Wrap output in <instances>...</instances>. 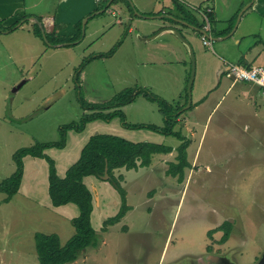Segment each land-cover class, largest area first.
<instances>
[{
    "label": "rangeland",
    "instance_id": "1",
    "mask_svg": "<svg viewBox=\"0 0 264 264\" xmlns=\"http://www.w3.org/2000/svg\"><path fill=\"white\" fill-rule=\"evenodd\" d=\"M23 3L24 13L18 18L22 21L17 25L24 22L23 28L16 27L9 35H3L5 32L0 35V182L16 172L14 155L18 150L59 141L61 126L78 123L89 113L82 107V99L88 105L104 104L132 88L144 90L175 108L183 106L193 70L191 52L195 57L193 106L187 110L183 107L174 128L190 142L189 166L184 169L183 179L168 172L172 165L179 164L183 142L150 134L154 140L158 138L172 147V152L154 155L147 168L115 171L118 180L123 177L120 182L132 211L119 225L98 234L97 248L87 249L78 261L70 264H261L264 259L262 90L247 82L232 85L231 80L222 76L208 102L196 107L198 98L208 88L209 76L211 82L215 81L214 71L209 69L213 59H208V68H202L197 46L229 64H241L244 56L256 54V63L264 65V35H260L257 20L248 33L238 30L227 34L230 24L215 23L213 37H228L213 41L206 48L200 34H193V30L169 19L133 23L114 13V6L103 13L101 4L92 6L84 18L75 21L82 7L65 8L59 0ZM200 7L206 9L207 5ZM181 9L188 10L177 3L170 14L173 20L176 18L172 16H179ZM192 10L188 13L195 18L201 13L197 8ZM41 17L57 22L58 47L48 46L45 38L33 33L34 24H43ZM163 21L168 26H177L176 30L189 42L191 34L198 37L197 45L187 47L171 33L151 39L161 31L155 34L152 31L158 28L151 26ZM3 27L8 28L4 24ZM121 110L129 124L165 126L158 101L139 96ZM114 122L119 128L110 126L114 128L110 133L128 140L151 132L128 130L118 118ZM91 130L87 126L82 134L69 133L68 152L72 158L68 163L58 150L46 153L57 163L71 166L80 147L92 136ZM153 139L150 142L155 143ZM33 160L27 159V171ZM40 165L35 174L28 171L19 193L9 203L4 201L7 195L0 193V264H39L35 242L38 233L58 235L62 245L75 234L66 209L52 206L48 165L44 160ZM87 184L92 185L89 181ZM115 199L121 207L117 191ZM68 208L79 216L76 206ZM122 225L127 227L122 229ZM225 226H229L231 234L223 242Z\"/></svg>",
    "mask_w": 264,
    "mask_h": 264
},
{
    "label": "trees",
    "instance_id": "2",
    "mask_svg": "<svg viewBox=\"0 0 264 264\" xmlns=\"http://www.w3.org/2000/svg\"><path fill=\"white\" fill-rule=\"evenodd\" d=\"M126 2L133 16L135 10L131 3L126 0H115ZM110 0H105L102 3V9L107 11ZM189 21L195 22L197 27L206 26V22L196 24L188 12L181 9ZM209 20L215 23L214 18L208 13ZM22 21L12 26L3 27V21L0 20V34L4 32H12L17 25ZM40 21V20H39ZM234 25V24H233ZM232 25V26H233ZM82 26L79 27V33ZM57 27H54V32L45 34L38 24H34L33 33L35 36L47 40L48 46H56ZM78 40V39H76ZM74 40V41H76ZM45 42V41H44ZM60 45V44H59ZM246 67V66H245ZM247 68H252L251 66ZM144 96L151 101L159 102L160 111L164 116V127L156 125L144 124H129L126 122V117L121 108L128 106L136 100L137 97ZM187 101L181 107H173L170 104L159 101L158 98L152 96L144 90L126 89L121 94L117 95L111 101L104 104L88 105L83 99L81 105L84 110H89L85 113L78 123H71L61 126L59 129L60 140L57 142L37 143L36 145L18 150L14 155L16 164V172L9 178L0 182V193H5L7 198L5 203H9L15 197L22 186L25 176V159L28 157L44 160L48 165V193L49 199L53 207L60 208L67 205H75L79 209V216L71 222L75 229L74 236L65 244H61L58 235H45L38 233L35 235L36 251L38 254L39 264H70L78 261L79 257L89 248H97L99 246L98 234L92 225V214L95 208L94 194L86 184L87 178H97L103 180L108 168L109 182L118 192L121 198V207L119 212L114 217L108 218L103 224V232H107L109 227L114 226L122 221L127 213L132 209L127 203V192L121 185L123 177H115V171L125 169L126 171H138L140 168H147L151 165L152 157L157 154H169L172 152V147L163 144L152 142H132L125 138L109 135L96 134L90 137L86 145L81 151L78 161H76L66 172L64 178L58 174L56 161L46 152L49 150H64L68 146L69 133L75 132L82 134L87 126L91 123L101 121L111 123L115 119H120L122 126L128 130H148L163 137H174L183 142L179 148L178 165H172L169 172L172 176H179L183 179L184 169L189 166L187 158V150L190 142L183 138L180 132L174 131L175 125L178 123L179 112L185 108L188 102V93L186 92ZM191 105L190 108H192ZM104 181V180H103ZM225 232L223 242H226L231 234L229 226L222 228Z\"/></svg>",
    "mask_w": 264,
    "mask_h": 264
},
{
    "label": "crops",
    "instance_id": "3",
    "mask_svg": "<svg viewBox=\"0 0 264 264\" xmlns=\"http://www.w3.org/2000/svg\"><path fill=\"white\" fill-rule=\"evenodd\" d=\"M24 1L25 0H0V20L3 21L4 26L10 27L13 24H15L16 22H18L19 16H21L24 13V10H22V8H21V5L24 4L23 3ZM103 1H105V0H59V2L65 8H68L70 6L82 7L78 12L79 15H78L77 19H74L75 21H78V20H81L82 18H84L85 17L84 15L87 14V12L89 13L90 8L92 6L101 5L103 3ZM126 1L130 2L132 7L135 10L133 16L131 15L130 10H129L126 2L118 1L115 3V0H110L107 7H109V9H110L111 6H114V8H115L114 13L120 14L121 16L122 15L125 16L127 20H129L133 23H135V21L141 22L143 20V21H151L152 22V21H158L161 19H169V20L174 21L175 23H178L177 21H175L171 18L170 14L172 13L173 10L176 9V4L180 3L184 7H186V9H188V10H186L187 12L192 10V9H195V8L200 10L201 13L199 16H196V18L192 17L193 20H195V21L198 20L200 23H202L203 21L206 22L204 17H205V15H208V12H209V14H211L213 16L215 23H217V24H224V23L230 24L228 27L230 29H229V32L227 34H229L231 31H233L235 33L238 30H240L243 33H248V31L254 27V24H255L254 20H257L258 26L261 27L262 33L260 35L261 36L264 35V0H126ZM11 5H14L15 7L13 8ZM204 5H207L206 9H202L200 7V6H204ZM101 8H102V5H101ZM102 10L104 11V12L102 11L103 13L108 11V10L105 11V9H102ZM138 14L146 16L147 18L141 17ZM179 14H180L179 16H172V17L176 18L177 20L184 21L185 23H188L191 26L197 27L195 25V22L189 21L183 12L179 11ZM136 19H140V20H136ZM164 21L162 22V24L156 23V26L155 25L151 26V28H153V27L158 28L157 30L152 31L155 34L157 31L161 30L158 34L153 36L151 39H157L161 35L166 34V33H171V34L175 35L171 30H176L177 26H168L166 22H165V24H163ZM238 21H239V23H238L236 29L234 30ZM42 22L44 24L43 26H44L45 32H47V33L54 32V27L55 26L58 27L57 22L54 23L53 19L50 17L49 18H42ZM48 22H49V25H48ZM119 23H121V22H119ZM142 23H144V22H142ZM209 23H210L209 28L207 26V23H206V26L204 29L202 27H199V28L203 29L209 35H211L213 37L214 35L211 34V32L213 31V25L215 23L211 24L210 20H209ZM24 24L25 23L22 22L21 25L19 27H17V29H20V28L22 29ZM184 27H186V26L184 25ZM189 29H191V28H189ZM56 30L59 31L58 28ZM131 30L132 29H130V32H131ZM152 30H154V29H152ZM31 32H32V28H31ZM10 33H12V32H5L3 35H9ZM193 34H197V33L193 30ZM193 34H191L190 37H188V38L192 41L191 44L193 46H195V45H197L196 43H197V41H199V38ZM197 35H199V34H197ZM252 35H255V34H247L246 36H252ZM200 36H201L200 41H202V43H203V37H205V36H202V35H200ZM226 37H228V35ZM226 37H223V38H226ZM220 38H222V37H220ZM220 38H216V39H220ZM0 39H1V36H0ZM207 39H209V38H207ZM209 40H210V43L213 42L212 39H209ZM147 41H149V40H147ZM218 41H221V40H218ZM203 46L208 48L210 45L206 46L203 43ZM211 46H212V44H211ZM53 47H56V46H53ZM197 47L199 49L198 58L201 61V65H203L202 68H208V66L206 65L209 61L208 59L209 58L213 59L212 68L209 67V69H212L214 71L215 81L211 82V75H210L209 76L210 77V83L208 85V88L205 89L203 91V93L200 95V97L198 98L196 107L201 106V105L208 102V100L210 99V96L212 95V91L215 88L219 87L218 86L219 81H220L222 76H225L224 74H225V71L227 69V66L230 65L228 62H225L222 57H217L215 54L213 56H211L209 53H206L203 49H200L199 46H197ZM255 55L256 54H248L241 59V61H240L241 64H235V65L242 66V67L246 66L245 68H247L249 66H251V67L262 66V65H259L258 63H256V59L254 58ZM89 126L92 128V130H91V133H93L92 136L96 135V134L114 135V133L113 134L110 133V131L112 129H114L113 127H110V126H114V127L119 128L118 124L115 123L114 121L111 123H105V122L97 121V122L89 124L88 127ZM120 129H121V132H119V133H122L123 130H122V128H120ZM106 131H108V132H106ZM150 134L154 135L155 133L150 132L147 135L133 136L134 138L132 140H129V141L136 142V143L150 142V139H153L150 137ZM155 135H158V134H155ZM115 136L122 137L120 135H115ZM158 137H160V136H158ZM88 140H87V142H88ZM75 141H77L78 143L82 142L81 139H79V138H75ZM154 142L157 144H163L162 142L158 141V138H156V140H154ZM86 143L80 147L78 158L80 157L81 151L84 148V146L86 145ZM68 146H69V144H68ZM68 146L64 150H58L61 153V157L65 158L66 159L65 161H67V163H68V160L72 158V156H70L71 154L68 152V150H70L71 148H69ZM28 158H31V157H28ZM28 158L25 159V176L24 177H26L28 175V171L30 172V174H32V173L35 174L36 170L41 168L40 161H42V160L33 158L34 160L29 164L30 165L28 168L29 170L27 171V168H26L27 162L26 161ZM78 158L75 160L77 161ZM76 161H74V163ZM56 163H57V161H56ZM70 164L71 163H69L68 165H61L60 163H57L58 174L60 177H62V178L65 177L67 170L73 165L72 164L70 166ZM68 166H70V167L68 168ZM35 177L36 176H32V178H35ZM87 181H89L92 184L91 187L87 184ZM85 182L88 185V187L91 189V191L93 192L94 199L96 202L95 208H94V211L92 214V225L95 229H96V226L99 228V229H96L97 234H99L100 232L104 233L102 231L103 226H100V224L102 223V225H103L104 222L108 218L114 217L115 215H117V213L119 212V209H120V206H119L120 202L116 201V199H115L116 198V191L112 188V186H111V184H109V182H107V181L106 182H100L97 178H94V177L87 178L85 180ZM97 191H98V193H97ZM113 199H114V201H112ZM70 206H75V205H67L64 207H60V209H66L64 212H66L70 221H72L74 218H76L78 216H76V213L73 209L68 208ZM131 211H132V209H131ZM120 223H118L116 225H119ZM124 226L127 227V225H122L121 226L122 229Z\"/></svg>",
    "mask_w": 264,
    "mask_h": 264
},
{
    "label": "built area",
    "instance_id": "4",
    "mask_svg": "<svg viewBox=\"0 0 264 264\" xmlns=\"http://www.w3.org/2000/svg\"><path fill=\"white\" fill-rule=\"evenodd\" d=\"M209 13V12H208ZM208 28L210 27L208 15L204 17ZM203 43L206 46H211V43L206 37H203ZM225 77L231 80L235 85L239 82H247L256 85L262 90V98L264 99V65L245 68L238 65H228L225 71Z\"/></svg>",
    "mask_w": 264,
    "mask_h": 264
},
{
    "label": "water",
    "instance_id": "5",
    "mask_svg": "<svg viewBox=\"0 0 264 264\" xmlns=\"http://www.w3.org/2000/svg\"><path fill=\"white\" fill-rule=\"evenodd\" d=\"M139 15V14H138ZM141 17H145L147 18L146 16H143V15H139ZM175 21H177L179 24H183L185 25L186 27L188 28H191L192 30H194L197 34H200V35H203L209 39H212L213 41H218V40H224L226 38H220V39H216V38H213L211 35H209L206 31H204L203 29H200L199 27H195V26H191L190 24L188 23H185L184 21H181V20H177L175 19ZM239 21L237 22L236 26L238 25ZM235 26V27H236ZM40 27L42 29V33L45 37V29H44V26L42 23H40ZM178 38H180L185 44L187 47H190L191 46V43L188 41L187 38H185V36L178 30H171ZM47 42V40H46ZM59 45H56V47H58ZM191 57H192V74H191V77H190V80L188 82V86H187V93H188V96H189V100H188V104L187 106L184 108L185 110L189 109L192 105V88H193V84H194V79H195V57H194V54L193 52H191ZM16 91V90H15ZM103 180L104 181H108L109 180V175H108V168H106V175L103 177ZM261 264H264V259L263 261L261 262Z\"/></svg>",
    "mask_w": 264,
    "mask_h": 264
},
{
    "label": "clouds",
    "instance_id": "6",
    "mask_svg": "<svg viewBox=\"0 0 264 264\" xmlns=\"http://www.w3.org/2000/svg\"><path fill=\"white\" fill-rule=\"evenodd\" d=\"M203 36V35H202Z\"/></svg>",
    "mask_w": 264,
    "mask_h": 264
}]
</instances>
